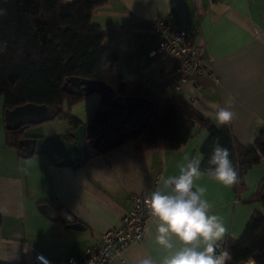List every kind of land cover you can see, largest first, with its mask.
<instances>
[{"label":"crops","instance_id":"0c3cea01","mask_svg":"<svg viewBox=\"0 0 264 264\" xmlns=\"http://www.w3.org/2000/svg\"><path fill=\"white\" fill-rule=\"evenodd\" d=\"M168 14L174 29L184 30L194 46L202 47L210 73L173 94L217 129L222 126L210 118L215 112L206 102L223 107L233 97L235 116L228 124L230 131L238 144H251L264 126V0H106L97 8L92 23L117 56L114 73L148 88L158 99L170 94L163 87L171 82L174 61L165 53L150 55L156 44L148 25L151 19L163 20ZM74 108L71 114L86 124L95 107ZM50 122L47 126H56V130L42 134L31 130V135H25L40 138L72 129L66 121ZM194 133L174 151L136 153L134 141L129 140L80 166L56 167L45 155L21 157L6 145L4 109L0 107V263L32 264L35 253L53 263L84 258L103 232L120 225L134 196L151 194L162 187L163 179L178 176L186 157L201 161L200 147L208 132ZM263 179L260 163L247 170L238 196L207 175L195 182V187L206 189L204 198L212 205L211 214L222 217L229 229L225 239L239 238L251 214L261 211L258 203L249 200ZM41 205L56 214L69 213L84 230L50 219L39 211ZM154 237L151 220L141 242L131 243L106 264H138L149 256L154 264H161L166 253Z\"/></svg>","mask_w":264,"mask_h":264},{"label":"trees","instance_id":"16d2710c","mask_svg":"<svg viewBox=\"0 0 264 264\" xmlns=\"http://www.w3.org/2000/svg\"><path fill=\"white\" fill-rule=\"evenodd\" d=\"M105 4L106 0H0V97L4 111L25 104L44 105L55 113L51 121H66L77 128L82 123L70 110L85 94L70 95L62 87L71 78L100 81L110 91L99 95L90 117L97 110H105L109 123L120 120L124 110L112 104L117 96L143 97L150 102L148 123L141 131L121 134L108 124L103 131L105 152L129 140L134 141L136 153L174 151L184 146L196 130H204L208 136L200 147L201 169L208 167L215 143L227 148L239 173V183L231 187L238 196L247 170L264 165V126L251 144L240 145L229 125L215 129L173 93L158 99L141 84L124 81L114 73L116 54L106 44L101 29L92 23L93 12ZM31 126L5 129L6 145L21 157L19 141L37 138L25 135ZM249 201L258 203L261 211L251 214L239 238L224 240L222 250L230 251L232 256L228 264L249 260L264 264V191L258 189Z\"/></svg>","mask_w":264,"mask_h":264},{"label":"clouds","instance_id":"9594fccd","mask_svg":"<svg viewBox=\"0 0 264 264\" xmlns=\"http://www.w3.org/2000/svg\"><path fill=\"white\" fill-rule=\"evenodd\" d=\"M206 103L214 110L210 118L218 126L228 125L234 119L233 97L225 100L223 107ZM229 156L227 148L215 143L204 170L199 159L186 157L187 162L179 167V175L163 179L162 187L145 199L155 223V242L166 253L161 264H228L232 259L230 251H218L229 229L222 217L211 214L212 205L204 198L206 189L195 187V182L204 175L224 187L238 184L239 173ZM138 264H154V261L149 256L140 259ZM248 264L255 261L249 260Z\"/></svg>","mask_w":264,"mask_h":264},{"label":"water","instance_id":"95a60500","mask_svg":"<svg viewBox=\"0 0 264 264\" xmlns=\"http://www.w3.org/2000/svg\"><path fill=\"white\" fill-rule=\"evenodd\" d=\"M123 86V84H122ZM62 90L70 95L98 94L110 91L109 87L100 81L69 79ZM112 104L124 110V116L109 123L105 110H97L86 124L72 128L67 132L40 138H24L18 143V150L25 158L33 154L45 155L48 163L56 167H71L85 163L90 157L105 153L106 142L103 131L108 124L119 129L121 134L139 132L148 123L150 102L143 97L117 96ZM55 113L44 105L25 104L12 110L4 111V126L6 130H18L27 125H38L54 119ZM259 190L264 191V181ZM39 211L52 220L60 219L67 227L74 230H84L80 224L67 212L59 214L48 205H41Z\"/></svg>","mask_w":264,"mask_h":264},{"label":"built area","instance_id":"2783aa9c","mask_svg":"<svg viewBox=\"0 0 264 264\" xmlns=\"http://www.w3.org/2000/svg\"><path fill=\"white\" fill-rule=\"evenodd\" d=\"M170 14L163 20L151 19L148 25L156 44V52L167 54L174 61V68L170 75V83L164 85V90L170 93H179L183 85L198 83V79L204 75H210L205 65L203 49L194 46L187 39L182 29H174L170 22ZM217 83V80L214 79ZM150 194L134 196L132 207L122 216L120 225L102 233L98 243L86 251L82 259L67 258L59 263L50 262L39 253H35L32 264H106L114 256H120L124 250L135 242H141L146 225L153 220L144 203ZM223 242H220L219 250H222Z\"/></svg>","mask_w":264,"mask_h":264},{"label":"rangeland","instance_id":"374dc122","mask_svg":"<svg viewBox=\"0 0 264 264\" xmlns=\"http://www.w3.org/2000/svg\"><path fill=\"white\" fill-rule=\"evenodd\" d=\"M98 101H99V95L98 94L86 95V96H84L82 98L81 101H79L78 103H76L72 107H75L74 109H78L76 111H79L83 107H96ZM0 107H3V101H2V98L1 97H0ZM55 121L56 122H59V120H57V119L54 120V122ZM47 123H51V122H46V123H41V124H38V125L31 126L30 128H28V129L25 130V134H30L29 132L31 130H34V132H36L38 134H42V132L51 131V130L53 131V130H56L57 129L56 126H52V127L47 126ZM247 263H244V264H247Z\"/></svg>","mask_w":264,"mask_h":264},{"label":"bare ground","instance_id":"6f19581e","mask_svg":"<svg viewBox=\"0 0 264 264\" xmlns=\"http://www.w3.org/2000/svg\"><path fill=\"white\" fill-rule=\"evenodd\" d=\"M108 41V40H107ZM107 44V43H106ZM110 48V47H109ZM112 48V47H111ZM216 129V128H215ZM141 131V130H140ZM199 134V133H198ZM203 134H205V133H203ZM200 135V134H199ZM207 139V138H206ZM203 144V143H202Z\"/></svg>","mask_w":264,"mask_h":264}]
</instances>
